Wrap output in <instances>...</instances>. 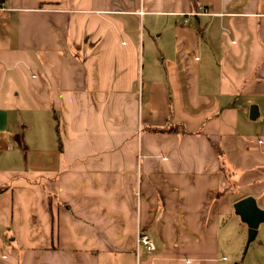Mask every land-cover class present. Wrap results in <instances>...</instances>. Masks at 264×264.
<instances>
[{
	"label": "crops",
	"instance_id": "crops-1",
	"mask_svg": "<svg viewBox=\"0 0 264 264\" xmlns=\"http://www.w3.org/2000/svg\"><path fill=\"white\" fill-rule=\"evenodd\" d=\"M245 196L264 0H0V264H264V223L224 256Z\"/></svg>",
	"mask_w": 264,
	"mask_h": 264
},
{
	"label": "water",
	"instance_id": "water-1",
	"mask_svg": "<svg viewBox=\"0 0 264 264\" xmlns=\"http://www.w3.org/2000/svg\"><path fill=\"white\" fill-rule=\"evenodd\" d=\"M250 119L257 117V107L252 105L249 111ZM234 213L239 216L242 223L248 228V241H252L257 233V228L264 223V209H261L252 196H245L233 204Z\"/></svg>",
	"mask_w": 264,
	"mask_h": 264
},
{
	"label": "rangeland",
	"instance_id": "rangeland-1",
	"mask_svg": "<svg viewBox=\"0 0 264 264\" xmlns=\"http://www.w3.org/2000/svg\"><path fill=\"white\" fill-rule=\"evenodd\" d=\"M161 20L164 21V19H161ZM252 122H254L257 126L259 125L263 126L261 124L263 122L262 117L261 119H256ZM235 218L236 219L229 221L226 225V228L229 230L231 234V246H230V250L224 253V256L226 257V260L228 262L235 261V260L247 261L249 254H247L246 250L250 252L251 251L250 248L254 246L253 244H255L257 239L253 241H248V228L246 227L244 223L241 222L239 217H235ZM239 226H245L243 228H247L245 229V233L244 231L242 232L240 231L241 229H239ZM233 249L234 250L236 249L237 251L236 258L235 256H233L235 255V252H232Z\"/></svg>",
	"mask_w": 264,
	"mask_h": 264
},
{
	"label": "built area",
	"instance_id": "built-area-1",
	"mask_svg": "<svg viewBox=\"0 0 264 264\" xmlns=\"http://www.w3.org/2000/svg\"><path fill=\"white\" fill-rule=\"evenodd\" d=\"M143 12L141 11L140 14ZM139 246H143L145 250L149 253L153 252L155 249L154 243L149 238L147 234H144L141 232V230H137L136 233V249H138Z\"/></svg>",
	"mask_w": 264,
	"mask_h": 264
},
{
	"label": "trees",
	"instance_id": "trees-1",
	"mask_svg": "<svg viewBox=\"0 0 264 264\" xmlns=\"http://www.w3.org/2000/svg\"><path fill=\"white\" fill-rule=\"evenodd\" d=\"M155 131L157 132H176L177 131V126L173 125V126H169V127H166V128H158V129H155ZM183 131V130H181Z\"/></svg>",
	"mask_w": 264,
	"mask_h": 264
}]
</instances>
